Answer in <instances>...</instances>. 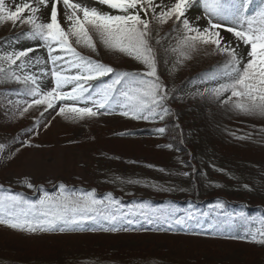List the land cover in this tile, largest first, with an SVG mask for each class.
<instances>
[{"label": "snow or ice", "instance_id": "6c2138e0", "mask_svg": "<svg viewBox=\"0 0 264 264\" xmlns=\"http://www.w3.org/2000/svg\"><path fill=\"white\" fill-rule=\"evenodd\" d=\"M253 3L254 0H14L9 5L0 0V24L21 26L13 44L6 43L11 37L0 42V81H15L23 86L19 91H9L28 99L8 103L14 104L20 117L29 110L38 111L35 126L43 122L48 127L51 121H46V115L53 113V119L60 116L83 122L117 110L123 117L151 122L171 112L168 103L177 98L179 91L169 89L161 78V64L167 66V58L174 57L171 75L194 54H203L217 57V67L198 74L204 87L195 95L226 111L264 119V0H260L258 10ZM197 4H202L203 15L190 18ZM165 25L166 31H156ZM173 33H177L175 44L165 47ZM21 36L36 47L17 49ZM98 43L110 52L131 58L143 70L113 68L79 50L98 54ZM5 47L13 50L4 51ZM38 50L45 55L38 54ZM29 131H35V127ZM155 131L163 133L165 129ZM126 134L129 133H122ZM5 149L6 145L0 143V154ZM14 155L10 153L8 159ZM22 184L32 190L31 196L0 185V225L14 230L115 232L127 231L134 224L143 227L140 220L167 230L197 219L192 208L180 214L174 204L167 208L150 201L127 204L112 192L98 196L94 188L63 182L55 185L53 192L34 185L28 178ZM223 208V203L215 205V209ZM257 235L261 238L253 236V240L264 244V231Z\"/></svg>", "mask_w": 264, "mask_h": 264}, {"label": "rangeland", "instance_id": "374dc122", "mask_svg": "<svg viewBox=\"0 0 264 264\" xmlns=\"http://www.w3.org/2000/svg\"><path fill=\"white\" fill-rule=\"evenodd\" d=\"M13 2L6 0L9 5ZM260 6V0H254L253 7L258 10ZM201 15L202 4L194 5L190 18ZM20 30L19 24L15 27L10 23L0 24V42L11 37L6 43L13 44ZM166 30L167 25L156 29L158 32ZM176 37L177 33H173L164 46L174 45ZM19 39L20 44L15 45L17 49L36 47L34 42L23 36ZM11 50L10 47L4 48V51ZM80 50L117 69L143 70V66L131 58L110 52L99 43L98 54L87 49ZM38 54L45 55L40 50ZM167 59V66L162 63L159 74L169 89H179L177 98L170 100L168 105L172 103L180 112L188 113V120L202 123L198 124L208 136L214 138V144L216 141L212 151L222 153L223 150L218 148V139L227 135L225 132L239 133L253 126L264 128V119L226 111L216 103L195 95L198 89L203 90L204 87L199 82L198 68H208L211 63L217 62V57L194 54L191 60L171 75L169 69L173 66L174 57L170 55ZM11 82L0 81V143L6 145L4 153L0 154V185L4 188L10 187L31 196L32 190L22 184L25 178L34 185H43L49 192L55 191L54 186L63 182L78 188H94L98 196L112 192L127 204L150 201L163 208L174 204L181 210L180 214L192 208L197 219L167 230H158L154 225L140 220L143 227L134 224L127 231H115L118 234L103 230L29 233L0 225V264H264V244L253 240V236L259 240L261 237L257 233L264 231V214H249L256 209L251 207L244 211L232 209L225 212L215 209L217 203L201 208H197L200 204H195L197 201L202 203L199 200L203 195L201 191L207 188L216 189L218 193L247 196L248 187L244 185L252 186L255 177L248 178L246 183L242 182L241 188H229L223 179L218 181L220 175L201 173L192 153L183 147L184 143H179V127L167 123L170 126L166 137L159 138L146 130L144 121L120 117L118 110L83 122L60 116L53 119V113L52 116L46 115V121H51L48 127H44L43 122L35 126L38 111L29 110L20 117L14 104L8 103L10 100L28 99L12 94L9 91L13 90L9 87ZM193 112H203L201 122L194 115L191 116ZM214 116L217 117L214 119ZM34 127L35 131H29ZM10 153L15 155L8 159ZM201 163L202 170H205L204 161ZM257 167L264 171V164ZM123 169L130 170V173L125 174ZM185 172L189 175H183ZM217 172L220 173L219 170ZM190 174L197 176L191 177ZM129 180L139 183H128ZM173 193L189 194L196 198L187 197L174 203L168 201V195ZM235 201L239 199H232L231 202L237 203ZM178 229L182 232H214L242 237L253 243L170 234Z\"/></svg>", "mask_w": 264, "mask_h": 264}, {"label": "trees", "instance_id": "16d2710c", "mask_svg": "<svg viewBox=\"0 0 264 264\" xmlns=\"http://www.w3.org/2000/svg\"><path fill=\"white\" fill-rule=\"evenodd\" d=\"M167 42L169 41L167 40ZM216 67H217V62H213L209 65L208 68L205 69L204 67L201 69L198 68L197 73L200 74L204 72H210L214 70ZM123 70L133 71L129 69H123ZM9 87L13 89H21L22 85L12 81ZM168 106L171 109V112L168 113L164 117V119L161 120L157 118L155 121H151V122L144 121L147 124L146 126L147 131L154 130L153 134L155 136H158L159 138H163L166 137L165 134L168 131L167 128L170 126V124L167 123H173L174 127H179L180 129L179 143H184L183 147L187 148L188 149L187 151L189 153H192V158L194 159L196 164H198L199 168L201 169V173L206 172L208 175H215V174L220 175L217 178L218 181L223 179L228 184L229 188L231 187L241 188L242 182L246 183L248 178L252 179L253 177H255L252 186H248V191L246 193L247 196L244 197L233 196V195H228L226 193H218L216 189L207 188L201 191L203 195L200 197L199 200L201 202L204 201L202 204L211 203L214 202L217 198H220L222 200V203L226 207H229L232 205L231 204L232 199H239V201H236L239 202V204L237 203L233 205L236 206L239 205L241 207H245V206L254 207V208L258 207L263 210L264 209V171L258 168L257 165L260 166L261 164H264V128L253 126L252 128H246L245 130L240 131L239 133L229 132L228 134L227 132H225V134L227 135H222L223 137L221 139H218V143H219L218 148H221L224 152L222 151V153H218V151L214 152L211 150L212 148H215L214 146L216 144V141L214 144V138L208 136V133H205V129L203 127H200L199 124L202 123H199L195 119H194L195 122L193 121V119L188 120L187 119L188 117L186 116L188 113L180 112L176 106L175 107L172 106V103ZM183 115L185 118L184 120H183ZM193 115L197 118V120H200V122L204 118L203 112L200 113L193 112L191 116ZM216 117L217 116H214L212 118L215 119ZM196 123L199 124L195 126ZM173 124H171V127ZM159 128H164L165 131L163 133H159L155 131L156 129ZM240 137H244V139H241ZM227 149L229 151L228 153L229 155L226 153ZM151 157L154 158V156ZM201 161H204L205 163V166H203L206 168L205 170H202ZM249 163H253V165H248ZM209 166L212 168H208ZM217 170H219L220 173H218ZM123 172L125 174H129L130 170L123 169ZM190 175L191 177L197 176L195 174H190ZM234 184H236L237 186H235ZM168 197L173 201L184 200L187 197L196 198L195 196H189V194L184 195V193H173L168 195ZM170 234H175L179 236L190 235V237L212 238L223 241H235V242L245 243V241L240 239L233 240L230 238H222L220 236L212 235V234L207 236L204 233H196V232L184 233L180 231H175ZM132 261L134 260H131L130 262ZM263 261H264V256H263Z\"/></svg>", "mask_w": 264, "mask_h": 264}]
</instances>
